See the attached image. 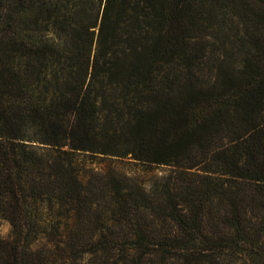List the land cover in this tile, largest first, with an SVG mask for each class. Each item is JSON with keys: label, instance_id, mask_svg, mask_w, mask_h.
Listing matches in <instances>:
<instances>
[{"label": "trees", "instance_id": "trees-1", "mask_svg": "<svg viewBox=\"0 0 264 264\" xmlns=\"http://www.w3.org/2000/svg\"><path fill=\"white\" fill-rule=\"evenodd\" d=\"M1 223L0 264H264V0H0Z\"/></svg>", "mask_w": 264, "mask_h": 264}, {"label": "rangeland", "instance_id": "rangeland-1", "mask_svg": "<svg viewBox=\"0 0 264 264\" xmlns=\"http://www.w3.org/2000/svg\"><path fill=\"white\" fill-rule=\"evenodd\" d=\"M230 27L231 26L229 24H227L226 26H222L221 28L216 29V31L217 32L227 31L226 33H228ZM233 27H235V24H233ZM231 34H232V32H231ZM129 162H130L129 159H124V160H121L119 162H115V163L112 162V165H114L117 168L125 171L127 174L134 175L135 177H137L138 179H140L142 181L146 180V182H149V180L152 177L167 173V171H169L171 169L169 167H159V168L153 167V170L152 169L146 170V169H142L141 167H138V166H131L132 164ZM105 163H107V162H105ZM0 231H1V234L3 236L7 235L8 225L5 223H1L0 224Z\"/></svg>", "mask_w": 264, "mask_h": 264}]
</instances>
